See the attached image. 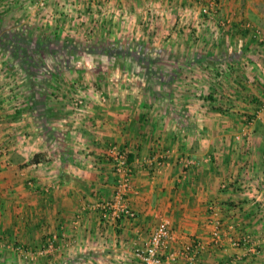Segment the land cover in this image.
Returning a JSON list of instances; mask_svg holds the SVG:
<instances>
[{
  "label": "crops",
  "instance_id": "0c3cea01",
  "mask_svg": "<svg viewBox=\"0 0 264 264\" xmlns=\"http://www.w3.org/2000/svg\"><path fill=\"white\" fill-rule=\"evenodd\" d=\"M208 4L58 0L59 58L82 62L13 53L4 68L0 54V264H142L162 221L164 264L190 248L196 264H264V0L201 15ZM111 145L127 152L135 219L102 214Z\"/></svg>",
  "mask_w": 264,
  "mask_h": 264
},
{
  "label": "rangeland",
  "instance_id": "374dc122",
  "mask_svg": "<svg viewBox=\"0 0 264 264\" xmlns=\"http://www.w3.org/2000/svg\"><path fill=\"white\" fill-rule=\"evenodd\" d=\"M57 5L58 0H0V54L4 53L8 56L5 59L6 66L2 65L4 68H10L13 65V58H10L13 53L16 55L18 54L19 56H25L29 53V59H31L32 54L31 60H27L22 56L20 62H28L25 64H28V66L31 64L33 67L38 69H42L43 65L44 67H49L50 69L55 70L60 68L62 64L68 69L71 68L72 65H75L76 62H82L79 59H73L70 57L69 51H65V56L59 58V55L62 54L64 50L68 49L62 48L61 42L63 38H60L62 40L57 38L59 36L63 37V30L62 32H59V28L56 27L53 22L55 20L54 16L57 15V13L52 11ZM44 15L48 16L49 20L52 21L50 26L51 28L41 27V25L38 24L39 20H41ZM84 32L85 31H83V33ZM45 35V38H48V36L51 37L48 42L47 39L43 40ZM64 45H71L67 48H72V44L69 43L67 45V41ZM85 45L98 49H102L104 46L97 43H80L78 46H81L80 48H84ZM44 50H49L51 52L50 56L48 55L49 57L44 55L45 58L47 57L46 60L35 56L34 53ZM105 61L106 60H100L98 61L99 64L96 65L100 66V63L102 62L103 64ZM38 69L36 70L38 71ZM55 82L57 83V78L51 81V83ZM65 82L66 81H61V83L66 85L67 82ZM74 99L76 98L74 97ZM83 101H85V99H83Z\"/></svg>",
  "mask_w": 264,
  "mask_h": 264
},
{
  "label": "built area",
  "instance_id": "2783aa9c",
  "mask_svg": "<svg viewBox=\"0 0 264 264\" xmlns=\"http://www.w3.org/2000/svg\"><path fill=\"white\" fill-rule=\"evenodd\" d=\"M208 1V5L201 7V15L209 16L211 14L210 9L217 4V0ZM83 104L82 98H76L73 106L79 109ZM106 158L111 163L116 183L113 200L102 206L103 217L114 220L121 218L135 219L136 213L130 208L127 201V195L131 191V170L128 165L127 152L119 149L116 145H111L106 151ZM171 238L169 224L166 221H162L151 234L147 244L136 251V256L142 264H164L166 260L165 251ZM215 238H218L217 234H215ZM194 247L199 248V245L195 244ZM180 256L186 264H196V257L191 248L183 251Z\"/></svg>",
  "mask_w": 264,
  "mask_h": 264
},
{
  "label": "trees",
  "instance_id": "16d2710c",
  "mask_svg": "<svg viewBox=\"0 0 264 264\" xmlns=\"http://www.w3.org/2000/svg\"><path fill=\"white\" fill-rule=\"evenodd\" d=\"M13 39V38H12ZM139 62H141V63H144L145 61L144 60H140ZM150 62V61H149Z\"/></svg>",
  "mask_w": 264,
  "mask_h": 264
}]
</instances>
